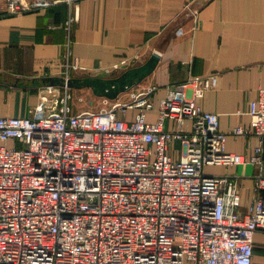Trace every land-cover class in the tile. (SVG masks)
Returning a JSON list of instances; mask_svg holds the SVG:
<instances>
[{
    "label": "built area",
    "instance_id": "built-area-1",
    "mask_svg": "<svg viewBox=\"0 0 264 264\" xmlns=\"http://www.w3.org/2000/svg\"><path fill=\"white\" fill-rule=\"evenodd\" d=\"M78 1L0 0V14ZM77 69L66 63L60 77ZM218 84L217 73H190L157 107L152 85L129 103L78 112L69 88L47 87L58 91L34 116H0V264H252L253 234L264 232V86L249 128L225 133L202 104ZM227 135L253 136L251 153L227 152ZM244 163L254 173L242 213L240 177L205 168Z\"/></svg>",
    "mask_w": 264,
    "mask_h": 264
},
{
    "label": "crops",
    "instance_id": "crops-1",
    "mask_svg": "<svg viewBox=\"0 0 264 264\" xmlns=\"http://www.w3.org/2000/svg\"><path fill=\"white\" fill-rule=\"evenodd\" d=\"M70 14L76 20L68 31L64 23ZM152 53L159 57L153 72L117 102L129 103L155 85L157 107L167 85L183 84L190 73H217L218 87L206 93L203 107L218 115L222 132L248 129L249 102L264 86V0H80L70 8L2 13L0 116H34L37 92L44 88L24 86L34 78L61 76L66 63L80 67L71 78H114ZM122 60L127 66L114 69ZM154 114H147L150 121ZM254 143L251 135H227L225 150L249 155ZM253 173L249 163L211 172L240 177L242 213L253 197ZM252 247L251 263L264 264V232L253 234Z\"/></svg>",
    "mask_w": 264,
    "mask_h": 264
},
{
    "label": "water",
    "instance_id": "water-1",
    "mask_svg": "<svg viewBox=\"0 0 264 264\" xmlns=\"http://www.w3.org/2000/svg\"><path fill=\"white\" fill-rule=\"evenodd\" d=\"M158 60V54L152 53L143 64L130 67L114 78L86 76L65 79L60 76H50L40 80L34 78L30 84H27L24 87H67L69 89L89 88L97 97L115 100L119 94L129 91L149 76L155 69ZM19 86H22L21 83Z\"/></svg>",
    "mask_w": 264,
    "mask_h": 264
},
{
    "label": "rangeland",
    "instance_id": "rangeland-1",
    "mask_svg": "<svg viewBox=\"0 0 264 264\" xmlns=\"http://www.w3.org/2000/svg\"><path fill=\"white\" fill-rule=\"evenodd\" d=\"M58 91V88H50V89H40L37 92V98L41 99L42 97H52L55 92ZM71 93V101L70 105L74 111H81V110H99L101 108L109 107L111 104V100L103 98V97H97L95 96L89 88H83V89H70ZM134 110V112H132ZM129 109L127 111V120L130 121L134 117V113L136 114L135 109ZM133 115V117H131ZM13 142L9 140L7 142V147H12ZM225 169V167L221 166H207L205 168L206 174H211V172L214 171H220L222 172ZM180 241V238L177 237L174 241V245L178 244Z\"/></svg>",
    "mask_w": 264,
    "mask_h": 264
}]
</instances>
